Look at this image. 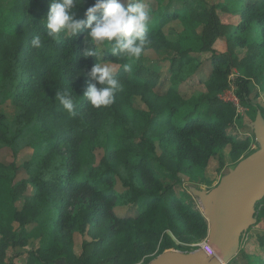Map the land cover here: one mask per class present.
<instances>
[{
	"label": "trees",
	"instance_id": "1",
	"mask_svg": "<svg viewBox=\"0 0 264 264\" xmlns=\"http://www.w3.org/2000/svg\"><path fill=\"white\" fill-rule=\"evenodd\" d=\"M163 1L146 0L154 17L147 37L162 47L173 48L169 69L175 72L193 60L192 51L211 50V40H201L197 49L199 41H193L192 47L183 51L167 42L163 26L182 18L187 26L197 24L204 14L193 12L201 0ZM93 2L85 0L74 11L82 12L83 17L85 8ZM180 4L192 13L179 9ZM48 6V0H10L9 12L0 10V21L10 20L0 26V93L7 91L20 109L14 118L16 131L10 134L0 129V145L12 146L21 128L28 124L38 125L46 142L42 154L24 163L29 176L12 185L11 196L15 198L17 191L28 184L34 189L21 209L14 208L13 217L20 227L10 231L0 224V264H15L12 258L5 259L6 250L25 246L24 224L29 215H45L51 243L30 248L24 256L16 254L24 258L23 264H52L59 258L66 264H135L153 251L158 255L175 247L172 236L186 243L204 240L208 222L198 199L188 191L175 192L173 183H178L182 169L204 168L216 155L223 164L222 148H228L233 160L248 152L252 139L235 129V106L218 96L227 85L232 66H242L237 56L211 54L206 92L183 98L172 88L162 96L153 93L158 79L155 70L138 69L143 82L130 80L124 68L128 57L106 52L99 62L119 64L114 75L121 88L111 105L96 108L82 95L95 83L87 73L97 62L95 57L84 55L93 46L88 29L70 38L61 33L58 40H53L41 19ZM220 7L238 15L236 28L240 34L231 37L235 44L249 46L241 63L264 90V0H222ZM207 11L211 36L217 35L221 24L215 13ZM35 35L42 39L40 48L31 46ZM233 84L240 105L253 117L258 109L264 116L250 100V79L236 76ZM137 91L147 104V109L137 110L139 116L131 106V95ZM61 92L72 96L76 105L73 114L57 99L56 94ZM3 118L0 112V122ZM104 121L109 127L106 138H112L115 145L108 146L104 141V157L88 166L81 160V145L87 140L93 148ZM16 169L13 162L0 163V178L13 179ZM115 178L128 190L119 193ZM131 201L136 203L135 214L115 213V206ZM103 222L105 230L97 237L92 235L91 240H83L77 255L73 233H88ZM257 238L264 247V234ZM246 258L247 264H264V252L247 254ZM150 260L146 259L147 263Z\"/></svg>",
	"mask_w": 264,
	"mask_h": 264
},
{
	"label": "rangeland",
	"instance_id": "2",
	"mask_svg": "<svg viewBox=\"0 0 264 264\" xmlns=\"http://www.w3.org/2000/svg\"><path fill=\"white\" fill-rule=\"evenodd\" d=\"M167 0H164L165 3ZM222 0H201V5L196 7L193 12H203L204 16L199 18L197 24H184L186 19L172 21L165 26L164 31L165 39L167 42L174 44L175 47L181 49V51L192 47L193 41H199L195 49L201 44V40L207 41L210 39L211 50H195L192 51L194 55L193 60L184 65L182 68L175 72L170 71V60L172 47H162V44H158L150 40V44L144 47L143 53L138 60L127 58L125 65L130 66V70H126V76L130 80L136 82H143V79L139 77L138 69L145 71H156L158 75L157 83L152 89L156 95H164L169 89H174L181 97L188 98L193 95L206 92V81L211 73V54H235L238 58V64L242 66H232L231 73L227 76V85L219 93V97L226 101H231L236 109V123L235 129L238 134H247L251 137L252 142L248 149V152L242 155L238 160H233L228 154V148H222L223 164H220L218 156L210 158L208 164L204 168L181 170L178 173L179 181L175 184V192L179 193L182 190L188 191L189 186L202 188L209 190L217 184L219 179L228 172L230 168H233L240 159L246 156L248 153L256 150L258 144L256 143L252 130L249 127V123L254 119L253 114L242 107L235 95V85L233 79L236 76H245L250 79V100L254 104L260 107L264 112V90L260 88V85L256 82L253 75L248 74L247 66L241 63V58L248 52L249 46H240L235 44L231 36L240 34L237 30V24L239 23V17L235 13H228L221 9L220 3ZM181 2V1H179ZM178 2V3H179ZM10 0H0V10L6 14L9 12ZM179 9L184 10L185 13H189V9L183 5H177ZM212 11L217 16L221 27L217 35L211 36L210 21L206 16V11ZM207 11V12H208ZM77 17H81L82 12L74 11ZM183 20V21H182ZM0 21V26L4 27L8 23V19ZM154 25V17L150 15V22L148 26ZM224 25L227 28H224ZM210 37V38H209ZM201 47V46H200ZM110 63V62H101ZM116 70L119 64L110 63ZM264 72V71H263ZM138 83V84H139ZM131 106L134 114L138 115L137 110L142 111L147 109L145 99L142 97L140 91H137L131 95ZM259 110V109H258ZM20 109L12 102V97L7 91L0 93V112L4 115V118L0 122V129L2 131H8L13 134L16 131V124H14V118L19 113ZM109 127L107 121H104L99 137L95 140L93 148L90 147L87 140H83L80 148L81 160L88 166H94L98 164L104 157V141L108 146H114L115 141L110 138L107 139ZM107 139V140H105ZM45 140L38 130V125H25L21 128V132L12 146L0 145V163L9 165L12 162L16 165L17 169L13 179L0 178V224L10 231H13L20 227L19 222L13 217L14 208L21 209V206L28 196L33 193V187L31 184L26 185L23 190L17 191L16 198L11 196L12 185L23 178H27L29 175L24 167V163L32 159L34 156L42 154L45 149ZM170 182L171 181L170 179ZM116 189L119 193L128 190L123 186L122 181L119 178H115ZM180 194V193H179ZM127 200V199H126ZM199 209L203 212L200 202L197 200ZM136 203L131 201L127 204L117 205L114 211L119 216H127L135 214ZM106 223L103 222L99 227L90 230L88 233L81 234L78 231L73 233V248L74 252L78 255L82 251L83 240H91L92 235L97 237L105 228ZM91 232V233H90ZM169 233V231H167ZM170 234V233H169ZM264 234V197L259 201L256 206V223L242 233L240 239L239 251L236 256L227 264H247V254H261L264 252V247L260 246V242L257 238L259 235ZM172 236V235H170ZM24 238L26 239L25 246L20 247H8L6 250L5 259L12 258L15 264H23L24 258L19 255H23L30 248L46 247L51 243L49 237L48 221L45 215H29L27 222L24 224ZM175 240L176 246L168 250H177L181 252H191L197 249L200 242H179ZM19 254V255H16ZM61 256V255H60ZM157 256V251H153L147 257L139 260L135 264H147L146 259L150 260ZM52 264H66L61 258L55 260ZM111 264V263H106Z\"/></svg>",
	"mask_w": 264,
	"mask_h": 264
},
{
	"label": "clouds",
	"instance_id": "3",
	"mask_svg": "<svg viewBox=\"0 0 264 264\" xmlns=\"http://www.w3.org/2000/svg\"><path fill=\"white\" fill-rule=\"evenodd\" d=\"M84 2L48 0V10L41 19L47 36L53 40H58L61 33L70 38L82 29H88L87 36L93 46L84 55L95 57L97 62L87 73L95 83L90 84L82 95L91 106L106 107L114 102L121 85L114 75L113 66L99 61L106 52L138 60L144 47L151 42L147 37L151 10L146 0H94L85 8L83 17H77L74 9ZM30 43L32 47L40 48L42 39L35 35ZM124 68L130 70L129 65H124ZM56 97L69 114L74 113L76 105L71 95L61 92Z\"/></svg>",
	"mask_w": 264,
	"mask_h": 264
},
{
	"label": "water",
	"instance_id": "4",
	"mask_svg": "<svg viewBox=\"0 0 264 264\" xmlns=\"http://www.w3.org/2000/svg\"><path fill=\"white\" fill-rule=\"evenodd\" d=\"M258 148L244 156L209 190L188 187L208 222L206 243L212 255L166 250L147 264H227L238 253L243 232L256 223L255 205L264 197V116L259 110L248 124Z\"/></svg>",
	"mask_w": 264,
	"mask_h": 264
},
{
	"label": "built area",
	"instance_id": "5",
	"mask_svg": "<svg viewBox=\"0 0 264 264\" xmlns=\"http://www.w3.org/2000/svg\"><path fill=\"white\" fill-rule=\"evenodd\" d=\"M197 248L203 249L206 252V254H208V255H212L213 254V250L206 243L205 239L201 243L198 244V247Z\"/></svg>",
	"mask_w": 264,
	"mask_h": 264
}]
</instances>
